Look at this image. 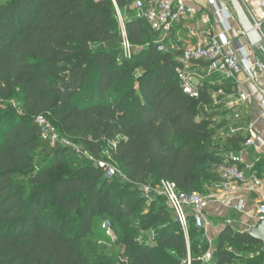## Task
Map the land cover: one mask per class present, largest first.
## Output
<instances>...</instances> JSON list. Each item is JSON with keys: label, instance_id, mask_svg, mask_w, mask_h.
<instances>
[{"label": "trees", "instance_id": "trees-1", "mask_svg": "<svg viewBox=\"0 0 264 264\" xmlns=\"http://www.w3.org/2000/svg\"><path fill=\"white\" fill-rule=\"evenodd\" d=\"M133 2L0 0V264H115L95 243L110 239L104 220L117 264H233L250 246L258 250L245 264L264 262L246 232L227 225L209 241L189 217L185 234L163 196L139 190L170 180L199 191L245 137L219 139L222 103L203 88L198 98L183 92L179 50L159 49L144 19L124 20L123 36L117 11L135 12ZM37 115L126 180L41 138Z\"/></svg>", "mask_w": 264, "mask_h": 264}, {"label": "built area", "instance_id": "built-area-1", "mask_svg": "<svg viewBox=\"0 0 264 264\" xmlns=\"http://www.w3.org/2000/svg\"><path fill=\"white\" fill-rule=\"evenodd\" d=\"M187 0H134V8L136 10V16L144 19L151 30L158 33V40L156 43L161 44L166 38L167 33L171 28L172 23L178 21L181 17L192 16L196 13V9L189 5ZM194 1V0H190ZM210 2L212 0H209ZM224 12V18L221 23H225V31L232 29L231 20L233 15L229 12V8L223 7L217 9L216 13ZM118 13V20L121 24L124 23V18ZM124 25V24H123ZM254 29L261 36V41L264 43V18L259 21L253 22ZM123 28V27H122ZM124 29V28H123ZM123 36L125 31L122 30ZM246 34L243 29L239 28L238 39L245 37ZM223 41H220V37L215 35L202 37L197 43L183 48L180 53L175 57L177 66L175 68L177 77L179 79L180 86L183 92L194 98H198L201 92L202 81L205 76L196 71L198 62L203 61L207 63V75L217 74L219 77V87L215 90L212 96L214 104L224 103L226 98V92L221 86L224 80L235 81L237 76L246 72V78L248 81L254 80L256 77L264 75V62L260 59H254L252 62L247 60V51L245 46L241 44L236 50L230 52L225 51V45L229 43L226 37H223ZM122 50L125 56H130L131 48L127 40H123ZM257 72L256 74L254 73ZM262 98L260 104L264 109V90H260ZM246 94H239L238 99L244 101L247 99ZM262 115L264 116V110ZM34 122L37 124L41 138L47 140L51 145L61 144L71 147L79 156L85 157L90 161H93L98 167L103 170V174L106 178L120 177L126 180V177L109 161V159L95 158L88 150L75 144L71 140L59 135L56 128L51 122L43 115H37L34 118ZM256 132L251 126L248 129V138L245 141V145L254 144L256 140ZM239 153H231L228 159L217 166V173L219 175V182L217 186L223 188H229L231 185L236 184L239 181L244 180L242 169L238 167L241 162ZM255 183H258L256 180ZM139 190L143 196L150 200L152 195L163 196L170 208L172 209L175 217L181 225L185 234H187L188 219L192 218L194 226L208 229L212 222L207 215L208 197L197 190L190 192H183L178 189L176 184L170 180H161L157 185L152 186L150 184L138 185ZM257 219H264V203H260L256 208ZM226 224H231L230 220L226 221ZM105 235L110 240H115L114 232L111 228V224L108 220H104L101 223ZM153 238L154 235L151 234ZM211 258L210 250H207L203 255L204 261H209ZM124 264H128L126 260ZM189 264V260L187 261Z\"/></svg>", "mask_w": 264, "mask_h": 264}, {"label": "crops", "instance_id": "crops-1", "mask_svg": "<svg viewBox=\"0 0 264 264\" xmlns=\"http://www.w3.org/2000/svg\"><path fill=\"white\" fill-rule=\"evenodd\" d=\"M240 1L252 23L264 18V0ZM186 2L196 9V13L192 16L181 17L172 23L167 38L163 41L167 42L165 45L167 50L172 52L179 50L180 53L183 48L197 43L202 37L217 35L220 37V41L224 40L223 37L229 40V43L225 45L227 53L238 49L242 44L248 53V62H252L254 59L264 62V43L262 41L252 44L247 36L238 39L241 26L229 0H212L211 2L209 0H187ZM132 6L134 7V2ZM226 6L233 15L232 29L228 31L224 29L225 23L220 22L224 18V12L216 13L217 9ZM118 12L124 20L136 15V10L135 12ZM161 45L163 44L161 43ZM196 71L205 76L201 88L206 89L212 97L219 87L218 75H207V63L203 61L198 62ZM254 73L257 72L254 71ZM223 82L221 86L226 92L225 101L222 103V108L225 109L223 116L232 117V115L237 114L238 116L239 114L241 117L238 120L244 127L241 133L232 126L230 123L232 120L228 119L229 133L227 136L230 137L238 132L245 137L246 141L248 129L252 126L257 137L254 144L245 145L244 142L241 150L238 151L242 160L238 167L243 171L244 180L229 188L218 187L219 179L204 180L199 189L202 194L208 197L207 215L212 225L205 232L209 241H212L227 225L233 231L245 232L258 221L256 208L260 203H264V116L262 115L264 109L260 104L262 98L260 90H264V75L248 81L246 72H242L235 81L224 80ZM239 94H246L248 97L246 100L240 101ZM256 180L258 183H255ZM227 220H230L231 224H226Z\"/></svg>", "mask_w": 264, "mask_h": 264}, {"label": "rangeland", "instance_id": "rangeland-1", "mask_svg": "<svg viewBox=\"0 0 264 264\" xmlns=\"http://www.w3.org/2000/svg\"><path fill=\"white\" fill-rule=\"evenodd\" d=\"M118 12V11H117ZM120 27H121V31L124 30L125 31V27L123 24L120 23ZM124 29H123V28ZM20 100V97H18V95L13 96L11 98V103H13L14 106H16L18 104ZM238 113V112H237ZM241 116H237V114L232 115V117H228V116H223L222 118L217 116L215 119V124H219V127L217 129V134L219 135V139L221 141H223L225 138H227L228 133H229V126H228V119L232 120L230 123L232 124L233 127H235L237 129V131H240L242 133V131L244 130L243 125L241 124L242 122H240V120H238ZM235 119V121H234ZM58 132V131H57ZM238 133V132H237ZM218 139V138H217ZM154 196V195H152ZM96 245H97V249L98 247H103L106 251V256L108 259L113 260V262L116 263V261H119V255L121 252V247H117L115 246V244L113 243V240H108L106 238H104L103 236H101L100 238H98L95 241ZM212 247H210L208 250H210V252H212L211 249ZM247 250L245 251H241L242 253L239 252V255H241V258H238V260H236L235 262H233V264H245L246 262H250L249 260H247L248 258H250L252 255H254V253L258 250V246H250V248H246ZM252 264H264V262H261V260H254L252 262Z\"/></svg>", "mask_w": 264, "mask_h": 264}, {"label": "water", "instance_id": "water-1", "mask_svg": "<svg viewBox=\"0 0 264 264\" xmlns=\"http://www.w3.org/2000/svg\"><path fill=\"white\" fill-rule=\"evenodd\" d=\"M231 6L237 16L238 22L245 32L248 40L252 44H257L261 41V36L259 33L254 29L253 23L251 19L248 17L247 13L245 12L241 1L240 0H229ZM158 48L162 49L163 46L158 44ZM252 238L256 239L257 241L261 242V250L264 251V219H259L255 225L249 227L246 231Z\"/></svg>", "mask_w": 264, "mask_h": 264}]
</instances>
